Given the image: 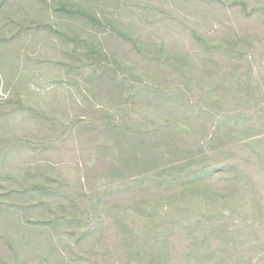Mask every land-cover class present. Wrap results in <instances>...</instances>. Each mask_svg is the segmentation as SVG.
Here are the masks:
<instances>
[{
    "label": "trees",
    "instance_id": "1",
    "mask_svg": "<svg viewBox=\"0 0 264 264\" xmlns=\"http://www.w3.org/2000/svg\"><path fill=\"white\" fill-rule=\"evenodd\" d=\"M28 5L14 38L60 35L86 102L76 114L55 96L51 111L13 102L29 128L0 160L16 171L0 218L22 225L0 235V264L35 249L63 259L58 242L74 255L58 264H264V0ZM52 15L74 25L59 31ZM40 206L42 219L21 221Z\"/></svg>",
    "mask_w": 264,
    "mask_h": 264
},
{
    "label": "rangeland",
    "instance_id": "2",
    "mask_svg": "<svg viewBox=\"0 0 264 264\" xmlns=\"http://www.w3.org/2000/svg\"><path fill=\"white\" fill-rule=\"evenodd\" d=\"M29 3L30 0H0V140L3 141V139L10 138L7 140L10 141V143L0 151L2 152L0 153V160L2 159L3 161L5 157L3 152H5L6 149L8 151L7 147H10L13 153L15 151L13 148L16 143L14 140L16 137L15 133L20 134L18 136L23 139L29 128V125L24 123V121L26 122L24 119L26 113L28 114L29 111L23 109L22 112H25V115L24 113L21 115L20 111L13 113L15 111L11 110L14 109V101L16 99L20 98L19 100H21L24 106L29 109L30 106H33L34 108H43L51 111V109L57 107V102L55 101V103H53L52 99V97L55 96L56 98L62 99L58 100L61 109L64 105L72 108L69 111L70 114H76V112H78L76 109L73 110L74 101H76V103H83V101L86 102L80 93L81 90H84L86 85L78 76V71L74 68H67L63 64L65 63L68 65L72 62V59L71 55L67 54L69 50L66 45L67 43L60 35L49 29H45L44 31L39 32L37 37H35L31 31H28L23 32L14 38V35L12 34L15 26L14 21L22 20V23H25L27 20H32L33 18L27 17L26 12L24 14L16 12L15 8H25L29 6ZM28 13L32 14L30 11H28ZM44 18L48 20V16ZM49 18L51 23L54 24V27L59 31L65 29V24L71 23L74 25L72 21H65L61 15H52ZM21 74L24 80L22 84L18 83L20 82L19 77ZM78 83L80 87L78 86ZM46 105L51 106L47 108ZM22 148L28 150L26 145H23ZM27 155L28 153L23 152V159L26 158ZM66 155L67 156L64 158H72L70 152ZM17 156L21 158L20 155ZM47 157H50V155H42L40 159ZM29 158L33 159L35 156L31 155ZM8 162L6 165H0V192L2 191V186L13 185L12 178L14 179V174L16 173L13 169V166H15L14 157ZM23 165L27 167L25 163ZM26 199L27 204H32L31 202L34 204L42 200L43 197H29ZM5 202L10 205L14 203H23L22 200L18 199L17 201L13 199V197L5 199ZM1 211L3 210L0 206V213ZM18 212L22 218L21 221H23L26 216H30L37 220L43 218L45 210L40 206L39 209L18 210ZM8 213H11V211ZM12 213L13 216L16 214L14 210ZM16 217L17 216H15V218ZM12 220L15 227L12 225L8 226L9 221L6 223V221H3V219L0 218V235H4L5 227H7L11 239H14V237L16 238L15 230H19L17 229V226L20 227L22 224H20V221ZM16 220H20V217L18 216ZM26 228L27 227H22L21 230H28ZM25 233H27V231ZM40 236L42 237L43 233H41ZM24 237L26 240L32 239L34 242L38 239L37 237L30 238L27 234H24ZM56 244L60 254L65 255L63 259H60L59 254L48 255L45 254V251L35 249V251L24 252L26 258L24 259L22 257V264H41L42 262H40L39 259L37 260L35 256H38L39 258L45 256L46 258H49L51 264H58L59 261L69 262V258L74 255L65 253V244L60 242ZM0 247H2L1 239Z\"/></svg>",
    "mask_w": 264,
    "mask_h": 264
}]
</instances>
